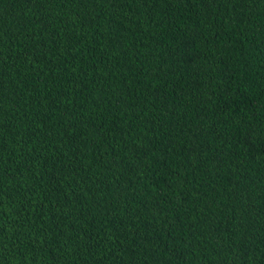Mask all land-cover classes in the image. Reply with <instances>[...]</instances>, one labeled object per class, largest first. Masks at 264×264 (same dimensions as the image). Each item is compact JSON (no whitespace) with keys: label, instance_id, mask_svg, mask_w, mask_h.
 <instances>
[{"label":"trees","instance_id":"1","mask_svg":"<svg viewBox=\"0 0 264 264\" xmlns=\"http://www.w3.org/2000/svg\"><path fill=\"white\" fill-rule=\"evenodd\" d=\"M0 264H264V0H0Z\"/></svg>","mask_w":264,"mask_h":264}]
</instances>
